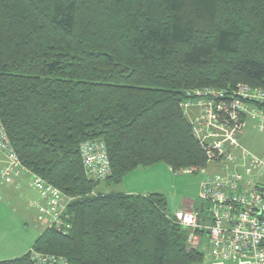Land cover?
I'll list each match as a JSON object with an SVG mask.
<instances>
[{"label": "trees", "instance_id": "trees-1", "mask_svg": "<svg viewBox=\"0 0 264 264\" xmlns=\"http://www.w3.org/2000/svg\"><path fill=\"white\" fill-rule=\"evenodd\" d=\"M240 83L264 88V0H0V120L20 163L68 199L69 226L45 227L0 264L201 262L209 245L198 229L201 243L187 242L184 207L168 214L161 193L95 188L156 163L203 169L182 103ZM96 140L111 169L102 181L80 155Z\"/></svg>", "mask_w": 264, "mask_h": 264}, {"label": "built area", "instance_id": "built-area-1", "mask_svg": "<svg viewBox=\"0 0 264 264\" xmlns=\"http://www.w3.org/2000/svg\"><path fill=\"white\" fill-rule=\"evenodd\" d=\"M193 96L182 107L194 108L191 132L205 152L207 163L219 165V172L207 175L200 184L198 199L204 203L203 211L178 210L176 221L188 228L187 242L191 245L201 243L202 236L195 230L204 232L208 256L212 258H249L253 264H264V141L259 153L240 141L247 119L253 130L264 134V88L240 83L230 91L210 88L196 90ZM0 152L5 156V165L0 169L2 180L11 182L14 177L29 175L30 187L39 194V199L30 204L38 213L37 220L65 232L69 226L61 215L68 199L20 163L1 120ZM80 155L86 174L95 181L111 174L103 142H83ZM199 170L203 169L190 167L178 173ZM40 261L47 263L44 257Z\"/></svg>", "mask_w": 264, "mask_h": 264}, {"label": "rangeland", "instance_id": "rangeland-1", "mask_svg": "<svg viewBox=\"0 0 264 264\" xmlns=\"http://www.w3.org/2000/svg\"><path fill=\"white\" fill-rule=\"evenodd\" d=\"M241 143L252 152L261 151L264 134L252 130L249 126L240 137ZM0 164V168H1ZM219 166L215 163H209L203 170L195 173H176L172 171L165 163H156L146 168H137L124 175L121 183L107 184L101 182L95 188L96 192H127V193H149L158 192L164 195L168 214H173L179 208L187 210L190 207L204 206L199 199L200 184L207 175H213L218 172ZM30 177V176H29ZM31 178V177H30ZM3 183L0 175V261L12 259L14 256L7 252L15 251L23 246L24 236L35 231L37 237L45 228L43 223L37 221V213L34 209L28 208L26 202L28 192L21 194V190L11 189L9 185ZM7 195H6V194ZM31 195H39L32 188ZM20 195L26 201H21L17 197ZM4 198H9L8 201ZM22 199V200H23ZM18 200V201H17ZM186 206V207H185ZM28 208V209H27ZM22 221V230L17 228L18 222ZM22 238V239H21ZM21 239V244L18 241ZM205 241V237L202 238ZM16 242L19 247L10 246L9 243ZM9 245V246H8ZM198 250L204 254V259L197 264H227L224 261H216L207 257L208 246L203 242L198 246ZM238 264H253L249 258H242ZM236 263V262H235ZM237 264V263H236Z\"/></svg>", "mask_w": 264, "mask_h": 264}, {"label": "crops", "instance_id": "crops-1", "mask_svg": "<svg viewBox=\"0 0 264 264\" xmlns=\"http://www.w3.org/2000/svg\"><path fill=\"white\" fill-rule=\"evenodd\" d=\"M0 164L2 165L1 166V168L5 165V156L3 155V153H1L0 152ZM0 168V169H1ZM2 179V178H1ZM3 181V180H2ZM3 183H5L4 181H3ZM29 183H30V177H29V175H25V174H23V175H21V176H19V177H14L13 178V180L10 182V183H6L7 185H9L10 187H11V189H14V190H21V194L24 196V194L23 193H25V192H28L27 193V196L25 197L24 196V198H28V200H27V202H26V205H27V207L28 208H32V209H34L35 210V208H33L32 206H30V204L32 203V202H34V201H36V200H38L39 199V195L37 196V195H31L30 194V191L32 190V188L30 187V185H29ZM6 194V193H5ZM7 195V194H6ZM19 200H21L22 202L23 201H26V199H23L22 197H20V195H18V197H17ZM3 199L4 200H6V201H8L9 200V198H4L3 197ZM23 199V200H22ZM18 201V200H17ZM27 208V209H28ZM36 211V210H35ZM36 213H37V211H36ZM37 215H38V213H37ZM38 221V220H37ZM22 221L20 222H18V224H17V228H19L20 230H22ZM35 231L34 232H32L30 235L29 234H27L26 236H24V240L22 241V244H23V246L22 247H20V248H17V250H15V251H11V250H9V247L7 248V252L9 253V254H11V255H13L14 257L13 258H15V257H19V256H21V255H23V254H25L26 252H28L29 250H30V248H31V246H32V244H33V242L35 241V239L37 238L36 236H35ZM22 239V238H21ZM21 239L18 241V243H20L21 244ZM18 243H16V242H11V243H9V245L10 246H15V247H19V244ZM8 245V246H9ZM216 261H224L223 263H227V264H238L239 262L238 261H242V258H236V259H233V260H216ZM236 262V263H235Z\"/></svg>", "mask_w": 264, "mask_h": 264}, {"label": "bare ground", "instance_id": "bare-ground-1", "mask_svg": "<svg viewBox=\"0 0 264 264\" xmlns=\"http://www.w3.org/2000/svg\"><path fill=\"white\" fill-rule=\"evenodd\" d=\"M44 225V224H43ZM46 227V226H45Z\"/></svg>", "mask_w": 264, "mask_h": 264}]
</instances>
